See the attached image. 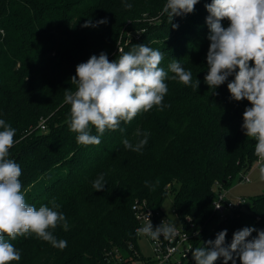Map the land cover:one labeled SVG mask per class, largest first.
Returning <instances> with one entry per match:
<instances>
[{"label": "trees", "instance_id": "1", "mask_svg": "<svg viewBox=\"0 0 264 264\" xmlns=\"http://www.w3.org/2000/svg\"><path fill=\"white\" fill-rule=\"evenodd\" d=\"M210 2L200 0L193 13L174 17L178 28H172L167 15H161L166 0H0V119L16 129L19 141L10 158L22 168L26 201L39 208L55 200L69 224L67 230H51L57 240L67 241L62 250L35 235L10 241L21 252L13 264L148 259L139 246L132 206L147 200L168 215L163 204L170 193L177 222L190 231L195 248L225 229L226 244L244 227L264 230V192L224 217L215 210L218 191L264 161L241 127L249 102L232 100L227 82L215 93L204 82L210 44L205 4ZM105 18L106 24L83 27L88 20ZM135 44L161 51L165 70L180 61L193 83L200 81L198 89L168 79L162 111L154 107L130 123L121 122L122 131H106L99 145L79 144L68 126L70 105L64 102L65 89H76L70 81L76 66L101 52L115 60L119 46L127 52ZM42 121L45 129L39 127ZM137 130L148 134L141 152L122 143L142 139ZM100 174L106 185L95 191L93 181ZM171 264L195 261L191 254ZM215 264H223V258Z\"/></svg>", "mask_w": 264, "mask_h": 264}, {"label": "clouds", "instance_id": "2", "mask_svg": "<svg viewBox=\"0 0 264 264\" xmlns=\"http://www.w3.org/2000/svg\"><path fill=\"white\" fill-rule=\"evenodd\" d=\"M199 2L166 0L161 15L166 14L171 27L178 28V24L172 23L173 18L193 13ZM123 7L131 9L132 5L125 3ZM205 8L209 13L206 24L210 44L204 82L213 93L227 82L232 100L249 102L251 106L243 111L241 127L255 141V155L264 161V0H211ZM224 20L229 22L227 27L222 23ZM106 23V18L96 23L88 20L83 27ZM163 59L161 51L146 44H135L127 52L119 49L115 60L110 61L101 52L79 63L70 80L76 89H65L64 95V102L70 105L68 126L77 134V142L84 146L99 145L104 133L120 129L121 122L130 123L154 107L162 111L168 79L198 89L200 81L193 83L191 71H186L180 61L173 60L165 70L160 66ZM229 77L234 78L229 82ZM93 128L96 135L92 134ZM0 129V264L21 260V252L10 242L18 237L35 235L55 248L64 249L67 241L57 240L51 231L58 226L64 230L69 227L65 215L59 211L61 205L52 200L51 207L37 208L26 201L20 179L22 168L10 158V149L19 142L15 139L16 129L3 119H0ZM135 135L143 138L135 144L125 138L122 143L126 149L141 152L148 142V134L137 130ZM259 173L264 180V165ZM105 185L104 174H100L92 186L95 191H103ZM175 233V225L162 222L153 227L149 216L148 222L137 229V234L157 242L161 236L171 239ZM226 236L225 229L214 240L196 247L192 251L195 264H215L220 258L223 264L229 261L237 264V259L240 264H264V230L239 229L233 233L230 244H226Z\"/></svg>", "mask_w": 264, "mask_h": 264}, {"label": "built area", "instance_id": "3", "mask_svg": "<svg viewBox=\"0 0 264 264\" xmlns=\"http://www.w3.org/2000/svg\"><path fill=\"white\" fill-rule=\"evenodd\" d=\"M41 127L45 128L43 121L41 122ZM249 181V178L245 175L240 182ZM214 202L215 210L224 217L226 213L231 212L234 209H240L246 204L247 198H238L237 200H232L228 198V191L220 190L217 193V197ZM220 206L219 208H217ZM134 212L136 213V219L138 220V228H141L148 222V216L153 224V227L159 226L162 222L165 224L175 225L176 233L171 239H164L163 236L160 237L159 241H153L150 237L145 235H139V238L144 236L150 243L152 254L146 258L132 261H125L124 257H119V262L115 264H171L174 262H181L183 259H187L192 254L195 249L194 241L192 235L187 231L185 227L175 221L172 217L162 213L160 210L153 209L147 200H136L132 206ZM125 261V262H124Z\"/></svg>", "mask_w": 264, "mask_h": 264}, {"label": "rangeland", "instance_id": "4", "mask_svg": "<svg viewBox=\"0 0 264 264\" xmlns=\"http://www.w3.org/2000/svg\"><path fill=\"white\" fill-rule=\"evenodd\" d=\"M138 33H140V31H137L136 34ZM119 49H123V46L122 45L119 46ZM47 119L48 118L44 119L45 123ZM40 124L41 123H39V127L41 128ZM246 176L249 178V181L240 182L239 179H237L229 187V189H224V192L228 191L229 199L237 200L238 198L243 197L249 200L251 197L264 192V180L260 179L259 166L257 162L253 164L251 169L246 173ZM217 189H218L217 186H215V190ZM167 198L168 199H166L163 204V209L170 217L178 221V218L175 216L173 212V199H174L173 195L170 193ZM217 222H218L217 218L213 220V224ZM139 246H141L140 249L145 256H150L152 254L151 251L152 246L144 236L139 238Z\"/></svg>", "mask_w": 264, "mask_h": 264}]
</instances>
